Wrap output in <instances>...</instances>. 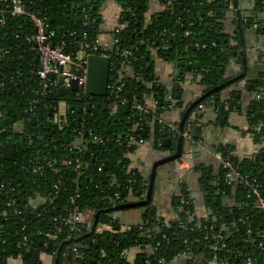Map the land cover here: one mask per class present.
Wrapping results in <instances>:
<instances>
[{
	"label": "trees",
	"instance_id": "1",
	"mask_svg": "<svg viewBox=\"0 0 264 264\" xmlns=\"http://www.w3.org/2000/svg\"><path fill=\"white\" fill-rule=\"evenodd\" d=\"M22 1L48 17L55 32L53 42L64 41L73 56L86 44L90 46L87 52H95L92 48L96 45L97 54L110 55L109 84L117 81L122 89L90 99V108L82 111L79 107H85L84 103L71 89L61 92L58 87L42 96L37 67L33 65L37 55L28 42L35 33L32 22L9 12L0 14L5 20L0 23V264H12L11 260L48 264L47 257L51 258L50 264L74 260L70 228L62 222L70 213L72 196L81 213L95 211L94 229L82 225L73 239L84 253L83 258L75 259L77 264H131L123 254L139 243L144 245L143 252L138 253L134 264H159L160 259L166 264H177L179 259L185 264H242L248 255L264 263V214L257 208L255 197H246L240 179L226 182L224 168L216 185L214 178H207L209 173L204 174V190L209 197L216 192H234V206L199 218L190 192L183 189L175 200L179 209L176 221L164 222L148 210L142 229L122 231L114 217L117 206L130 194L141 196L146 188L142 174L131 167L130 154L138 142L150 138L155 149L171 153L173 147L165 146L164 139L176 141L175 129L159 123L164 110L173 105L175 93L169 95L168 88L156 84L149 86L156 57L177 63L181 71L191 67L203 88L200 103L212 105L220 113L233 106L222 95L237 80L222 74L232 47H238L228 42L222 28L232 0H164L165 9L149 24L145 16L150 0H116L123 8L121 23L125 26L114 31L118 42L108 47L99 42V9L105 0ZM254 1L256 16L247 20L241 16L242 28L253 26L258 13L264 12V0ZM8 4L0 1L6 9ZM187 31L191 33L187 35ZM236 35L238 39L240 34ZM126 70L130 76L125 78ZM263 88L264 79H258L252 90L261 99L255 101L249 113L251 132L258 141H264ZM150 95L153 106L145 98ZM135 100L149 113L136 108ZM127 101L130 109L125 110ZM61 102L66 103L67 110L57 117ZM112 104L118 107L115 114L105 108ZM19 123H23L22 129L16 128ZM7 143L16 148L12 161L3 156ZM223 151L231 155L227 148ZM230 158L243 175L256 180L264 196V155L244 161L233 155ZM78 161L79 172L75 170ZM34 166H42L43 170L34 172ZM201 167L198 164L197 169ZM199 222L202 227L197 226ZM103 224L111 225L113 231L97 233L96 227ZM211 226L214 231L222 229L227 247L206 237ZM261 242L263 247H259Z\"/></svg>",
	"mask_w": 264,
	"mask_h": 264
},
{
	"label": "crops",
	"instance_id": "2",
	"mask_svg": "<svg viewBox=\"0 0 264 264\" xmlns=\"http://www.w3.org/2000/svg\"><path fill=\"white\" fill-rule=\"evenodd\" d=\"M164 9V0H150L145 22L149 24L152 17ZM122 13L123 8L118 1L105 0L102 2L99 9L102 27L99 38L101 45L108 47L114 43V31L125 26L121 23ZM254 13H257L254 0H238L237 2L232 0L230 8L222 19V28L227 35L228 42L233 44L232 46H235V43L238 46L237 48L232 47V56L222 69L224 78L237 77V80L222 93L228 105H231V101L233 103V106L227 107L228 109L223 113H220L212 105L197 106L202 101L203 88L189 67L181 71L182 69L178 68L177 63L160 57L154 59L151 76L153 83H150L149 86L156 84L159 87L168 88L170 90L169 95L173 91L175 93L173 105L164 110L160 120L179 127L187 108L196 103L191 110L195 107L196 109L189 113V117H196L197 121L194 123L188 119L185 126L190 122L193 125H200L199 136H194V138L201 140L203 146H191L185 143L186 140L184 141L182 155L192 151L196 166L188 170L182 177L176 168V161H173L158 164L154 178L151 179L154 163L170 155V151L155 149L150 138L138 142L137 148L130 154L131 167L142 174L146 188L142 193L140 192L141 196L130 194L122 203L137 201H146L147 203L116 210L115 221L120 225L122 231L132 228L142 229L145 224L144 217L148 210L154 213L157 219L164 222L176 221L179 217V209H176L175 200H178L183 189L190 192L195 202V215L199 218L213 215L214 212L217 213L227 207L234 206V192L229 195H221L216 192L211 197L207 196V192L204 190V174L209 173L207 178L211 176L215 179L213 185L218 183L217 180L224 167L222 162L212 153L217 150L227 148V151H230L231 155L239 161L253 160L264 155V141L256 140L252 134V121L249 115L250 111L254 109L255 101L258 100L257 92L252 88L264 73V12L258 13V20L253 23L248 35L244 31L249 27L242 28L239 24L241 16L247 20V18L256 16ZM253 31H258V34H254ZM236 33L240 34L238 39L235 38ZM33 65L34 67L38 65L37 56ZM128 76H130V71L126 70L124 77ZM145 98L148 103L154 105L152 95L145 96ZM57 110V117L65 114L66 103L61 102ZM22 127L23 123L16 125L17 129H22ZM167 147H173L175 150L176 142H172V145ZM198 164L202 165L201 169H197ZM151 184V192H149ZM94 216L95 211L93 210H86L82 213L84 228L88 227L87 229L90 231L94 229ZM104 231H113L112 226L103 224L96 227L97 233ZM143 247V244H136L134 248L127 249L123 257L129 263L134 264L138 253L143 252ZM46 262L50 264L51 258L47 257ZM11 263L21 264L19 260H11ZM176 263L185 264L180 259Z\"/></svg>",
	"mask_w": 264,
	"mask_h": 264
},
{
	"label": "built area",
	"instance_id": "3",
	"mask_svg": "<svg viewBox=\"0 0 264 264\" xmlns=\"http://www.w3.org/2000/svg\"><path fill=\"white\" fill-rule=\"evenodd\" d=\"M0 1H9L8 8L1 7L0 5V14L3 12H9L13 16H24L28 18L34 28L35 33L28 37V42L30 44V50L33 51L38 57V65H37V75L40 79L42 85V96H46L50 91L58 87H64L65 89H71V82L75 80L78 84V98L83 101L84 106L87 103H91L90 99L94 97H90L86 94L85 85L87 82V74H88V66L86 57L91 54H97L98 46H93V51L95 52H87L90 46L89 44L85 45L84 49H81L77 56H73L71 53L67 52L66 48L67 45L64 41H58L56 43L53 42V38L55 36L54 30L50 28V21L48 17L42 16L39 12L31 10L22 0H0ZM33 3V0H30ZM5 20L0 18V23H4ZM118 29L117 31H119ZM191 32L187 31L186 34L189 35ZM118 40L115 39L114 43H117ZM97 55H105L109 56L105 53H100ZM74 59H76L74 61ZM74 63L75 70L74 72H70V64ZM112 70V66H111ZM64 77V84H60L59 77ZM54 77V78H53ZM122 86L118 84V82H114L113 84H109L108 91L110 90L111 93L115 91H121ZM109 94V92H108ZM257 98L260 99L261 95L258 94ZM35 103V101H34ZM136 108L142 111L145 114H148V109L143 106L142 104L138 103L135 100ZM201 107L203 105H200ZM118 111V107L115 105L112 108V112L115 114ZM160 124H164L165 126L172 127L171 123L163 122L159 119ZM261 125V124H260ZM193 124L190 122L188 123L181 135L190 142L191 146H203V142L199 139H196L192 135ZM80 135H83V131H79ZM102 141V139L100 140ZM213 155L219 159L224 169L226 170V182L232 183L235 179H240L245 185V194L246 197L252 198L255 197L257 202V208L264 214V196L261 193L258 185L256 184V180H251L248 175H243L240 169L233 163L230 158V155H225L223 150H217L212 152ZM194 155L192 151H188L180 156L176 160V168L180 177L185 175V173L194 168L196 164L194 163L193 159ZM80 161L75 166V170L77 172L80 171ZM43 170L42 166H34V172H41ZM59 186V182L54 185L57 189ZM117 198H119V194H117ZM62 222L69 226L70 228V253L74 257V260H70L69 264H77L75 259L83 258L84 253L79 250V247L74 242V238L77 233L80 232L81 226L83 225L82 221V213L80 211V207L77 203L76 197L72 196L70 198V213L67 217L62 218ZM197 226L202 227V224L199 222ZM210 234L206 237L211 238L212 241L216 243H221L222 247H227L226 238L222 231L219 229L218 231H214V226L210 227ZM250 231V230H248ZM27 240V238H25ZM259 247H263V243H259ZM214 250H217V246L213 247ZM187 255V252H184ZM223 263V262H222ZM159 264H166L164 259L159 260ZM242 264H264L261 260L253 255H248L242 261Z\"/></svg>",
	"mask_w": 264,
	"mask_h": 264
},
{
	"label": "water",
	"instance_id": "4",
	"mask_svg": "<svg viewBox=\"0 0 264 264\" xmlns=\"http://www.w3.org/2000/svg\"><path fill=\"white\" fill-rule=\"evenodd\" d=\"M235 2H237L238 0H234ZM249 29H245L244 32H246V35L250 34ZM254 34H258V31H253ZM76 59H74L75 61ZM86 61H87V66H88V74H87V82L85 85V91L86 94L90 97H106L108 95V87H109V81H110V73H111V66H112V59L109 56H105V55H97V54H91L88 55L86 57ZM70 72H74L75 70V66L74 63H71L70 65ZM189 68H191L189 66ZM54 78V77H53ZM259 79H264V73L259 77ZM59 82L60 84H64V77H59ZM64 90V87L60 88V91L62 92ZM71 90L74 92L78 91V84L75 80H73L71 82ZM130 94H128L129 96ZM196 105V103L192 104L189 108H187V110L185 111V114L179 124L178 127V131L179 133L183 132L184 130V126L186 124V121L189 119L192 122H196V117H189V113H192L193 110H191V108H193ZM91 106V103H87L85 107H79V111L84 110V108L89 109ZM114 104L110 105V107H108L107 105H105V108H114ZM124 108L125 110L130 109V102L127 101L124 104ZM35 119V118H34ZM164 133H166V128H164ZM199 132H200V125H194L193 130H192V135L195 137L199 136ZM40 140H44L43 137H40ZM172 140L170 138H165L164 139V144L165 146H171L172 145ZM188 145H190V142H185ZM183 145H184V141L181 137V135H179L177 141H176V148L175 150H173L170 155H168L167 157H164L158 161H156L153 165V169L151 172V179L154 178V174L156 172V166L158 164H162V163H166V162H173L176 161L183 152ZM15 152H16V148L15 145L12 143H7L4 146V159L12 161L15 158ZM151 187L152 184L150 185V191L151 192ZM142 193V192H141ZM146 201H137V202H132V203H121L117 206V210L120 209H124L127 207H132V206H138V205H144L146 204Z\"/></svg>",
	"mask_w": 264,
	"mask_h": 264
},
{
	"label": "flooded vegetation",
	"instance_id": "5",
	"mask_svg": "<svg viewBox=\"0 0 264 264\" xmlns=\"http://www.w3.org/2000/svg\"><path fill=\"white\" fill-rule=\"evenodd\" d=\"M94 98H96V97H94ZM93 99V98H92ZM200 105H205L204 103H199L197 106H199L200 107ZM172 127H173V129H175V134H174V139H176V141H177V139H178V137H179V135H181V133H179V132H177L178 131V127H176V126H174V125H172ZM184 128H185V126H184ZM181 137H182V139H183V141H185L186 139L181 135ZM194 137V136H193ZM175 141V142H176ZM187 141V140H186Z\"/></svg>",
	"mask_w": 264,
	"mask_h": 264
}]
</instances>
